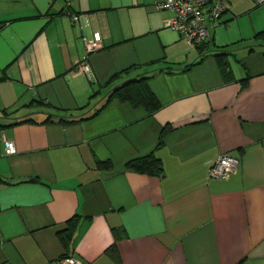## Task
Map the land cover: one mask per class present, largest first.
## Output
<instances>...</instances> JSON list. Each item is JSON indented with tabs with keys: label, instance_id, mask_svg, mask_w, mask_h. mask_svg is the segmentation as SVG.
<instances>
[{
	"label": "crops",
	"instance_id": "crops-1",
	"mask_svg": "<svg viewBox=\"0 0 264 264\" xmlns=\"http://www.w3.org/2000/svg\"><path fill=\"white\" fill-rule=\"evenodd\" d=\"M161 1L0 0V264L66 254L83 264H264V4L225 0L208 29L202 53L225 47L224 74L212 54L197 62ZM82 37L101 46L86 54ZM85 54L89 70H75ZM192 62L148 77L153 114L113 99L87 119L59 118L90 115L125 68L140 66L128 78ZM149 153L162 175L126 168ZM222 153L237 169L210 178ZM75 216L63 245L58 233Z\"/></svg>",
	"mask_w": 264,
	"mask_h": 264
},
{
	"label": "trees",
	"instance_id": "trees-1",
	"mask_svg": "<svg viewBox=\"0 0 264 264\" xmlns=\"http://www.w3.org/2000/svg\"><path fill=\"white\" fill-rule=\"evenodd\" d=\"M196 48L201 53L199 55V60L197 62H199L204 56L208 54H212L217 59L221 72L226 74L228 68V62L226 61L228 50L225 47H214L207 50L205 53H202L203 50L208 49V44L205 41L204 43L196 46ZM197 62H192L191 64L182 67H177L172 65L159 66L151 69L147 73H143L128 78H125V76L131 70L137 69L140 66L133 65L128 68H125L119 72L112 74L108 79V81L102 86V89H105L106 91L105 100L90 115L86 116L89 110H86L82 115H78V116L72 114V112H69L67 110H60L59 118L67 122L87 119L95 115L98 111H100L107 103H109L113 99H118L123 102H128L135 108L143 107L149 115L153 114L160 107V104L148 86L147 83L148 77L160 71H166V72L187 71L190 68V66L194 65ZM152 64H156V63L151 62L149 65ZM117 79H121V80L115 82ZM98 93L99 90L93 91V93L90 95V98L95 97ZM37 102L43 104L45 103L43 101L42 102L34 101L33 103H37ZM49 120L50 117H48L46 121ZM168 130H169L168 127H164L162 129L159 135L157 147H159L163 143L164 136ZM97 166L106 167L108 169L112 168V165L109 161H98ZM126 168L128 170H132L135 172L146 173L155 176H160L163 173V166L161 160L157 158L154 155V153H149L148 155L130 160L129 162L126 163ZM76 221H77V217L76 216L72 217L67 221V227L58 233V237L63 245H67L70 239L72 238L76 226ZM67 255L68 254L63 256H67Z\"/></svg>",
	"mask_w": 264,
	"mask_h": 264
},
{
	"label": "built area",
	"instance_id": "built-area-1",
	"mask_svg": "<svg viewBox=\"0 0 264 264\" xmlns=\"http://www.w3.org/2000/svg\"><path fill=\"white\" fill-rule=\"evenodd\" d=\"M257 4H264V0H254ZM159 9L169 10L172 14L166 20V25L179 32L183 38L196 47L204 43L208 37V29L217 26L225 11V0H163L157 4ZM79 15H72V20L78 21ZM86 48V54L101 46L97 40L82 37ZM78 62L74 69L80 72L89 70L86 63L87 56ZM5 154L16 152L13 140L4 139ZM238 166V160L229 153L219 154L209 168V177L215 179H227L233 174ZM59 264H83L82 260L67 255L59 259Z\"/></svg>",
	"mask_w": 264,
	"mask_h": 264
}]
</instances>
